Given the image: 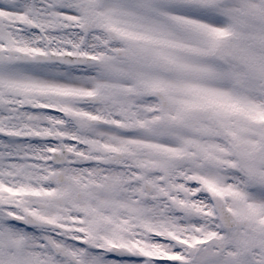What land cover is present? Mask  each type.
Returning <instances> with one entry per match:
<instances>
[{"label":"snow or ice","instance_id":"snow-or-ice-1","mask_svg":"<svg viewBox=\"0 0 264 264\" xmlns=\"http://www.w3.org/2000/svg\"><path fill=\"white\" fill-rule=\"evenodd\" d=\"M0 264H264V0H0Z\"/></svg>","mask_w":264,"mask_h":264}]
</instances>
